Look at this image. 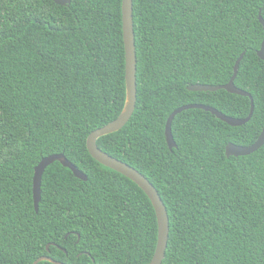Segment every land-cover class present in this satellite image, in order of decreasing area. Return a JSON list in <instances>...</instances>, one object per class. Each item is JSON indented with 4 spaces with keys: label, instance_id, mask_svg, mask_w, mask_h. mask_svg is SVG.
<instances>
[{
    "label": "trees",
    "instance_id": "trees-1",
    "mask_svg": "<svg viewBox=\"0 0 264 264\" xmlns=\"http://www.w3.org/2000/svg\"><path fill=\"white\" fill-rule=\"evenodd\" d=\"M264 0H132L136 105L98 148L141 173L168 215L162 264H264ZM121 0H0V264H149L157 221L143 191L93 160L88 135L113 121L125 102ZM234 85L253 100L251 119L231 127L199 109L171 123L184 105L245 119L250 99L190 92L189 85ZM63 154L41 179L35 213L34 168ZM49 245L48 250L46 246ZM60 247L61 249H59ZM38 264H52L47 261Z\"/></svg>",
    "mask_w": 264,
    "mask_h": 264
},
{
    "label": "water",
    "instance_id": "water-1",
    "mask_svg": "<svg viewBox=\"0 0 264 264\" xmlns=\"http://www.w3.org/2000/svg\"><path fill=\"white\" fill-rule=\"evenodd\" d=\"M54 3L60 6H69L71 0H53ZM121 20H122V33H123V44L125 52V102L124 106L119 113V115L108 124L103 127L94 130L91 132L86 139V148L90 157L95 160L100 165L104 166L107 169H110L125 178L132 181L138 188H140L143 193L147 196L149 201L152 204V207L155 212L156 221H157V242L153 257L149 264H162V261L165 257V252L167 248V242L169 238V221L166 208L157 192L155 187L136 169L130 167L124 162L108 155L107 153L101 151L96 142L99 138L115 133L121 130L130 120L135 110L136 105V50H135V39H134V30H133V17H132V0H121ZM259 21L263 25L264 21L259 15ZM257 56L260 60L264 62V39L261 43L260 49L257 52ZM243 57V54L240 55L238 60L234 65L233 76L226 85L222 86H211V85H189L187 90L190 92H216L219 90H224L230 94L248 97L250 99V111L248 116L245 119H236L228 117L218 112L209 106L190 104L179 107L174 110L167 118L165 124V140L170 151L176 148V144L172 137L171 133V123L174 117L177 114H180L183 111L190 109H199L205 112L210 113L215 116L218 120L226 123L231 127H239L247 123L253 114V100L250 95L234 85V79L237 74L238 66ZM264 144V126L257 138V140L250 146H238L234 144H228L225 147V155L227 157H240L247 156L256 152ZM58 162L62 167L69 169L75 178L80 179L81 181H86L87 177L80 172L72 163H70L65 156L61 154H55L43 158L38 165L34 168V174L32 179V198L35 213L38 212L39 203L41 201V179L45 169L51 164ZM49 245L46 246L48 250ZM61 249L60 247H58ZM47 261L52 264H62L60 262L53 261L49 257H40L33 262V264H38L40 262Z\"/></svg>",
    "mask_w": 264,
    "mask_h": 264
}]
</instances>
